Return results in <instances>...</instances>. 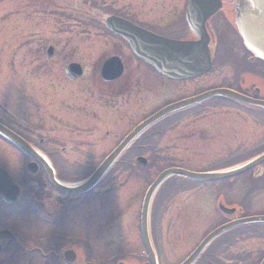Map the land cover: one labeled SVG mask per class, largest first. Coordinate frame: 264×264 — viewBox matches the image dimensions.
Listing matches in <instances>:
<instances>
[{
    "label": "flooded vegetation",
    "instance_id": "1",
    "mask_svg": "<svg viewBox=\"0 0 264 264\" xmlns=\"http://www.w3.org/2000/svg\"><path fill=\"white\" fill-rule=\"evenodd\" d=\"M188 3L189 0H166V12L155 24L164 28V35L153 32L144 24L147 22L140 23L134 13L110 17L124 19L162 38L196 43L199 38L186 20ZM221 4V9L204 24L210 69L190 78L167 77L137 57L123 37L106 27L109 16L97 24L104 31L103 37L110 38L112 49L101 52L106 42L105 38H98L100 53L82 55L84 64L55 60L57 47L64 41L39 38L36 22L23 30V36L29 37L20 41L19 51L23 50V56L29 57L32 64L27 70L0 71V125L34 153L28 155L0 137V264H101L108 249L94 239L105 237L107 227L108 244L113 246L115 257L121 256V248H135L129 242L116 247V237H111L113 222L125 212L131 224L135 223L133 219H139L144 193L142 196L139 192L138 181L149 183L147 190L156 175L166 169V156L172 152L169 146L166 149V141L178 127L183 141L194 138L191 145L196 148L190 152L234 157L237 160L232 166L264 154V107L214 97L150 125L103 177L93 186L82 188L125 136L170 104L211 90H226L264 103V62L243 47L234 24L235 0H221ZM26 15L29 16L23 14ZM112 58L120 71L106 79L111 74L103 69H108ZM8 66L11 69V56ZM54 67H60V71ZM156 77L163 83L176 84L175 93L180 95L168 100L160 96L166 93V86L162 82L156 86ZM190 124L193 131L185 130ZM202 142L209 144L204 151ZM139 158L145 160L142 167L137 162ZM160 160L162 163L155 164ZM221 182L224 187L217 188V192L214 188L208 200L217 218L208 216L209 230L179 264L209 232L238 219L264 216V163ZM124 183L135 185L125 194L121 190ZM55 185L70 190L66 192ZM195 185L199 186L198 192H191L196 195L210 191L208 186ZM240 188L248 191L246 201H228L229 197L234 200ZM163 204L166 205V193L162 194L161 188L152 199L154 213ZM186 214L190 217L189 212ZM197 214L202 212L197 211L195 217ZM94 221L99 223L91 227ZM77 223L81 230H87L85 234L78 235ZM167 228L166 249L171 233ZM138 229L136 225L134 231ZM198 229L190 230L192 238L204 231L200 228L197 232ZM128 234L126 229L124 236ZM263 259L264 223H250L222 232L194 264H261Z\"/></svg>",
    "mask_w": 264,
    "mask_h": 264
},
{
    "label": "rangeland",
    "instance_id": "2",
    "mask_svg": "<svg viewBox=\"0 0 264 264\" xmlns=\"http://www.w3.org/2000/svg\"><path fill=\"white\" fill-rule=\"evenodd\" d=\"M168 2L171 3L172 0H168ZM73 8L76 10H73ZM162 8L165 10L163 11ZM152 9L154 13H152ZM165 12L166 0H2L0 1V71L27 70L29 66H31L32 60H30L29 57L23 56V50L19 51L20 41L22 42L23 39H28L27 37H29L27 35L23 36L25 35L23 34V30L28 28L29 23L36 22L38 25L37 36L39 38L43 37L42 39L44 40H51L53 38V40H57L58 42H60L59 40L64 41L60 42L59 47H57L59 52L55 60L62 59L84 64L82 55H86L89 52L90 56H95L100 53V50H98L100 43H96L99 42L98 38H105L104 40L107 44H104L105 47L101 52L104 50L107 52L112 49L110 38L107 36L103 37L104 31L101 29V26L97 24L98 21L103 22L105 16L115 14L128 16L134 13L137 15L136 19H138L140 23L147 22L144 24L152 27L151 30L153 32L164 35L166 33L164 28L158 25L156 27L155 24L159 17ZM24 13H28L29 16H23ZM21 32L22 34L20 36ZM220 36L222 37V35ZM10 56L12 64L11 69L8 66ZM90 62L92 70L93 61L90 60ZM54 70L60 71V67H54ZM159 82L162 81L157 77L153 79V83L156 86ZM163 84L166 86V93H162L160 96H166V100L172 99V97L176 98L180 95L175 93L176 84L169 83L168 81ZM207 86L208 85H204V88H208ZM172 116L173 115L168 117L167 120L171 119ZM173 129L174 128H172L171 131H173ZM184 129L193 131L194 126L190 124L189 127ZM178 130L179 127L174 129V132L168 138L169 140L167 139L168 141H166V149L169 146L170 151H172L166 156V167H177L194 173H209L233 165V162L237 160L229 156L219 157L216 154L190 152L189 150H194L196 148V146L191 145L194 138L183 141L181 132ZM199 141L200 140H198V142ZM202 144H204L202 147L197 144L199 150H201L200 147L203 151L209 147L207 142H202ZM159 163H162V161L160 160V162H156L155 164ZM142 181H138V183H140L138 187L139 192H141L143 196L147 183L142 184ZM175 182L174 178L169 179L167 182L165 181L162 187V194L166 193V205H158L155 213H152L151 218L153 241L157 244V250L160 255L159 264H179V261L185 257L197 243L196 241L209 230L206 223L209 220L208 216L214 219H216L217 216L213 213V208H208V200H210L209 198L213 195L214 188L217 192V188L224 187L222 182H218V184H206L210 187V191H208L209 189L204 190L202 194L199 195L198 193V195H196L193 192H198L199 186L195 185V183H190L183 179H175ZM133 186H128L127 183H124L121 190L126 194L127 189ZM191 190L194 191L191 192ZM247 192V189L240 188L236 191L234 200H232V197H229L228 201L240 200V202H245ZM249 195L250 198H252V193ZM182 203H185V205ZM211 204L210 202L209 205ZM180 205L181 207L178 211ZM122 208L124 210L127 207L125 206ZM197 211H201L202 214H197V217H195ZM186 212L190 213V217ZM246 212L249 213L250 211L246 210ZM127 213L128 212L122 213L118 216L116 221L113 222V224H115V229L113 230L114 236L112 235L111 237H116V247H120V245L123 247L126 242L132 244L135 248H132V250H127L125 247L121 248L123 251H121L120 254L122 257L128 258L129 255L133 253L132 255L138 258L137 261L133 260V262L139 264V260L142 262L146 260L141 244L140 230L134 231L136 225L139 226V219H137V221L133 219L135 223L131 224L130 218L126 220ZM188 218L189 220L186 222L185 219ZM194 219L197 221H194ZM79 223L85 226L84 222L80 221ZM79 223H77L79 229L78 235H83L87 230H81ZM98 223L99 222L94 221L90 226L93 227ZM75 225L76 223L71 226L74 227ZM107 225L109 226L108 223ZM131 225H133V227H131ZM211 225L212 224L209 223L208 227H211ZM167 226L171 233L169 247L166 249ZM196 228H201V230L204 231H202L201 235L197 238H192L190 230L193 232ZM107 229L108 227L105 229V237L102 238L101 235H99L94 239L97 242H103L108 249L107 252L105 251V258L101 264L105 262L107 264L111 261L110 258L116 256L111 251V247L113 246L108 244L110 237L107 236ZM126 229L129 231L128 236H124ZM99 237L101 238L99 239ZM180 240H183V242ZM238 246L240 248V244Z\"/></svg>",
    "mask_w": 264,
    "mask_h": 264
},
{
    "label": "water",
    "instance_id": "3",
    "mask_svg": "<svg viewBox=\"0 0 264 264\" xmlns=\"http://www.w3.org/2000/svg\"><path fill=\"white\" fill-rule=\"evenodd\" d=\"M242 2H246V7L244 10L242 9L237 16L236 26L239 35L241 36L245 49L251 53L252 56L264 62V0H241L240 3ZM220 7V0H189L186 20L195 36L200 40L197 43L170 41L153 35L135 27L129 22L115 17L106 19L105 24L110 31L123 37L129 43L133 53L137 57L153 65L159 73L170 78H188L206 72L210 66L209 52L207 49L208 38L204 30V24L220 9ZM115 60L116 59L110 60L109 63L112 64L108 67V69L104 70V73L108 72L107 74H112L113 76L119 73V67L113 63ZM69 70L74 72V67H70ZM216 96H221L223 98L235 100L241 103L256 104L264 107V103L257 104L256 102H251L246 98L226 90L211 91L195 98L168 106L136 127L103 161V163L94 172L89 181L82 186V188L93 186L97 180L109 170V168L118 159L126 147L136 138V136L149 125L170 113ZM0 137L10 142L24 153L33 155L34 151L26 143L22 142L12 132L1 125ZM263 162L264 154L244 166L223 173H191L181 169H168L161 173L149 188L141 211L142 240L150 264L157 263L148 236L149 202L152 193L165 178L175 175L195 181L212 182L229 179L243 174ZM55 186L66 192L70 190V188H62L57 185ZM250 223H264V217L243 219L213 231L183 264H192L202 252L204 247L223 230ZM262 264H264V260Z\"/></svg>",
    "mask_w": 264,
    "mask_h": 264
}]
</instances>
